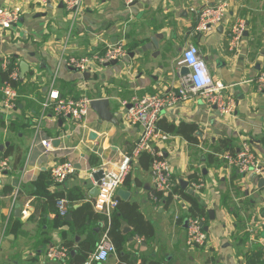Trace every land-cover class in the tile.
<instances>
[{"label":"crops","instance_id":"crops-1","mask_svg":"<svg viewBox=\"0 0 264 264\" xmlns=\"http://www.w3.org/2000/svg\"><path fill=\"white\" fill-rule=\"evenodd\" d=\"M218 1L137 0L127 7L121 0H82L72 23L62 0H0V7L23 8L15 25L0 29V66L7 55L19 66L23 61L28 64L23 76L20 69V80L13 82L22 89L15 88L18 102L8 114L1 110L0 92V161L7 160L6 168L0 167V191L6 185L12 187L11 193L0 194V264H71L69 257L65 262L48 260L45 250L50 244L69 242L77 249L87 232L70 230L41 195L74 186H79L85 200L97 193L87 172L89 157L95 154L113 167L131 152L139 132L123 121L120 101L176 89L178 59L189 44L198 48L210 75L226 85L237 101L232 114L222 115L195 96L161 114L175 124L196 125V143L168 133L170 138L157 145L178 183L187 182L183 189L190 192L193 178L203 180L202 188L191 189V193L206 211L213 212V219L209 214L204 217L207 230L202 226L207 241L196 248L186 245L187 218L182 217L189 201L174 194L168 204L154 203L150 165L143 169L135 159L129 172L130 188L122 187L131 192L128 201L136 202L153 225L154 235L138 242L132 227L124 223L131 228L125 233L129 234L126 250L135 258L133 264L154 260L160 264H264V229L260 227L264 184L259 185V179H264V91H257L252 81L264 71V0H228L226 13L215 28L196 30L199 10ZM237 18L246 20V31L234 52L228 48V38ZM158 34L162 38L157 48L152 38ZM108 43H122L126 55L115 64L94 65L86 75L60 60L62 52L87 56ZM1 73L0 67V85ZM53 76L62 97H108L117 122L103 121L91 109L86 126L77 129L71 119H55L48 111L44 114L40 103ZM42 138H52L53 150L44 152L39 144ZM227 138L233 139L235 150L242 140H248L263 165L262 176L240 173L220 158L228 151L223 142ZM208 154L215 159L207 160ZM65 160L80 169L55 184L52 168ZM17 207L20 215H16ZM91 253L82 264H129L120 263L116 253L101 262Z\"/></svg>","mask_w":264,"mask_h":264},{"label":"built area","instance_id":"built-area-1","mask_svg":"<svg viewBox=\"0 0 264 264\" xmlns=\"http://www.w3.org/2000/svg\"><path fill=\"white\" fill-rule=\"evenodd\" d=\"M62 1L66 11L69 12L72 23H74L80 13L82 0ZM121 1L128 7L137 0ZM228 6V0H221L215 4L203 6L198 12L195 29L210 31L215 28L224 17ZM22 13L23 8L20 5H2L0 7V29H10L19 21ZM245 31L246 20L237 18L230 28L228 38V48L231 51H238ZM126 53L127 51L122 43H108L102 49L95 50L87 56H65L62 52L60 60L67 67L83 73L90 70L94 65L120 60ZM178 65H180L177 71L179 84L176 89H168L160 94H146L142 97L120 101L123 110V121L125 124L137 127L139 130L131 152L116 160L113 167H109L110 162L102 161L98 167H91L87 170L93 186L97 189V193L89 201L94 211L102 214L107 219V228L103 231L94 251L91 253L92 258L96 261H105L110 254L115 253V246L108 237L110 217L117 207V190L123 186L125 178L131 170L132 161L137 159L141 152H148L153 157L150 163V174L155 191L151 194L154 203H161L178 183L169 162L163 159L162 151L157 145L166 142L170 138V135L157 125L161 114L178 103L190 100L195 96L200 97L209 106H214L222 115L232 114L235 110L236 98L232 93L226 91V85L210 75L206 62L195 45L189 44L181 51ZM0 67L2 72L6 73V77L0 85L2 94L1 110L3 113L8 114L16 106L18 92L13 86V82H17L21 78L20 66L17 60L7 55L2 59ZM182 67L187 68V73H181ZM252 81L257 91H264V71L255 76ZM55 83L56 77L53 76L40 103L43 113L51 112V116L55 119H71L77 129L85 127L86 117L91 110L90 102L93 98L86 94H82L77 98L62 97L56 89ZM39 144L44 152L51 151L54 148L52 138H42L39 140ZM220 158L240 173H253L257 176L263 174V165L251 149L248 140H242L237 150L225 151L220 155ZM6 165L7 160L2 159L0 167L6 168ZM97 170H102V177L95 181L92 173ZM76 172L77 168L72 160L60 161L53 166L51 179L55 184H61ZM202 186L203 180L201 179L189 182V188L193 190H200ZM15 193H17V190ZM56 208L58 215L65 217L70 209L69 201L65 197L57 199ZM204 220V217L187 218L185 243L189 248L201 247L206 244L207 234L201 225ZM260 227L264 229V219L261 221ZM136 237L140 242L142 237ZM45 256L48 260L65 262L69 257V249L65 245L50 244L45 250Z\"/></svg>","mask_w":264,"mask_h":264},{"label":"trees","instance_id":"trees-1","mask_svg":"<svg viewBox=\"0 0 264 264\" xmlns=\"http://www.w3.org/2000/svg\"><path fill=\"white\" fill-rule=\"evenodd\" d=\"M6 77V73H1V80ZM14 87L18 90L22 89L19 87L18 83H14ZM125 99V98H123ZM18 102V99H16ZM158 127L166 133L174 136H180L184 138L188 143L194 144L197 141V136L195 132L197 130L196 125L190 122H180L175 124L173 122L167 121L165 118H160L157 122ZM224 146L228 151H234L233 139L227 138L223 140ZM152 155L148 152H141L137 158L139 164L143 169H147L151 163ZM207 160H213L215 157L212 154L206 155ZM101 161L95 154L89 157L90 167H98ZM130 174L125 178L123 186L130 188ZM197 178L191 179V181H196ZM12 192V187L6 185L2 191L1 195H6ZM194 192V191H193ZM178 194L189 201L190 205L187 209L186 215L182 217V220L188 217H205L208 218V213L199 201L198 196L194 193L188 192L181 187L180 182L173 187L172 192L164 198V203L168 204L173 195ZM41 196H46L49 207L53 212L57 213V208H55L57 199L65 197L69 201L70 209L72 210V218L70 221H65L64 217H60L61 222L68 224L70 230L77 231L78 233L87 232V237L85 241L79 244L77 249H73L72 243H65V246L69 249V259L71 264H82L89 256L91 252L94 251L97 242L99 241L103 231L107 228V219L100 213L94 211L92 204L89 200H85L84 193L81 192L79 186H74L72 188H67V190H61L51 193H43ZM117 207L113 211L110 217L108 226V237L115 246V253L118 255L120 263H134L135 258L129 257L126 250V245L128 242L129 234H125L122 231V226L127 223L132 227V234L138 237L150 238L154 235L153 225L147 221L140 211L139 205L134 201L121 200L117 197ZM77 202H82V204L76 208H73V204ZM58 214V213H57ZM181 220V221H182ZM103 222V225L101 224ZM96 226V230L92 227ZM73 251V252H72ZM133 259V260H132ZM141 264H160L159 260L142 262Z\"/></svg>","mask_w":264,"mask_h":264},{"label":"water","instance_id":"water-1","mask_svg":"<svg viewBox=\"0 0 264 264\" xmlns=\"http://www.w3.org/2000/svg\"><path fill=\"white\" fill-rule=\"evenodd\" d=\"M162 38V35H157L156 37L152 38L153 43L155 44V46L158 48V39ZM117 62V60H112L111 62H109L106 65H110V64H115ZM20 69H21V76H23V74L28 70V64H26V62H21L20 64ZM181 73L185 74L187 73V68L186 67H182L181 68ZM84 75H86V72L84 73ZM90 107L93 111L96 112V114L98 115V117L103 120V121H107V122H111V123H116L117 122V118L110 106V99L108 97H98V98H93L90 102ZM77 169H80V167L76 166ZM93 179L95 181H98L101 177H102V170H97L96 172L92 173ZM67 179V178H66ZM180 184L182 188H185L187 186V182L180 180ZM263 185L264 184V179L260 178L259 179V185ZM95 191L97 192V189L94 188ZM190 192H192V190H189ZM131 192L126 190L124 187H121L117 190V196L121 199V200H128V198L130 197ZM209 216L211 219H213V212L212 210H207ZM19 207L16 208V215H20L19 214ZM71 214L72 212L69 211L67 213V215L64 217L65 220L69 221L71 219ZM201 225L203 226L204 230H207V228L203 225V223H201ZM130 227L127 225H124L122 227V231L123 233H127L130 231Z\"/></svg>","mask_w":264,"mask_h":264}]
</instances>
